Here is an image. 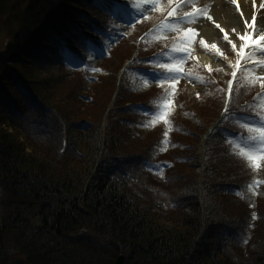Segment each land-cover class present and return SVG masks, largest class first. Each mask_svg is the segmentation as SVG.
Here are the masks:
<instances>
[{
  "label": "trees",
  "instance_id": "1",
  "mask_svg": "<svg viewBox=\"0 0 264 264\" xmlns=\"http://www.w3.org/2000/svg\"><path fill=\"white\" fill-rule=\"evenodd\" d=\"M1 15L0 264H264V199L239 146L264 95L207 140L224 90L168 124L157 85L132 73L117 89L115 74L107 89L110 66L84 58L113 21L94 0H0ZM254 94L242 82L232 106Z\"/></svg>",
  "mask_w": 264,
  "mask_h": 264
},
{
  "label": "rangeland",
  "instance_id": "2",
  "mask_svg": "<svg viewBox=\"0 0 264 264\" xmlns=\"http://www.w3.org/2000/svg\"><path fill=\"white\" fill-rule=\"evenodd\" d=\"M112 2L116 3L117 0H111ZM222 3V6L217 9L218 2ZM109 1L103 2L98 1V4L102 6L103 9L107 8V4ZM112 2H110L111 5ZM113 3V4H114ZM240 0H131L128 2H123V7L128 11V17L124 16L123 7H118L112 13L114 19L116 21L112 22L108 30L107 37L102 42L103 48L108 47L113 48L115 43H124L122 47L125 45V50L122 51V47L119 50L114 52L113 58H106L103 59L104 54L101 48L94 49L90 55H85V59L87 61H99L104 65H109V72L103 74V76L108 77L109 79L107 84V89L113 84L114 82V75L117 73L116 67L119 69L118 66L120 55L122 58L126 59L132 51L133 45L132 41L125 42V35L132 34V30L134 27L138 26L140 23H143L145 20L147 21V25L145 27L148 28L161 18L163 21L166 18H172L170 24L167 25L165 28V32L172 31L174 34H178L180 30H183L187 33L185 37H182L180 44H174L169 51H173L170 55L169 52L165 53V58H161L155 64L159 65H166L171 63L170 66L172 70L173 76H165L162 74L161 77H167L162 79H157L158 74H154L148 78L144 79H136L135 83H139V85H143V83H147L149 85H160L161 83L168 82L169 87V97L167 95L163 97L162 105H160V111L157 113L158 117L169 124V109L172 106L175 98V92L179 89H183V94L179 96L180 102L187 106L190 105V102L196 98L199 101L205 99V97H210L211 93L215 91L210 86H207L206 82L203 79L198 78H191L189 75L187 77H182L180 74L182 72H186L185 65L182 62L184 58H187L194 63L195 68L202 66L205 70L209 71L211 69H217L218 77L220 80L226 79V75L230 74L231 66L238 61V54H239V61L243 58L245 54H250L254 50H262L258 45L264 44V41L256 40V36L264 34V18L260 15V10L264 8L263 4L259 6H243L240 5ZM243 3V2H242ZM112 4V5H113ZM193 5L197 9L203 10L202 14H198V18L194 21H188L185 18L186 12L193 11ZM175 9V11H173ZM216 9L218 10V14L216 17L214 13H216ZM171 13V15H170ZM256 17L257 25L260 27H250L252 24V17ZM210 17V18H209ZM245 21L249 26H245ZM208 24L209 29H212L211 34H203L201 31L189 33L188 30H197L203 27V24ZM219 24V28L216 25ZM9 28V24L7 21L6 15L0 16V38L5 37V33ZM255 32L256 36H253L252 39H248L247 34H251ZM225 35L227 39H225ZM189 36L192 37V40L195 37H199L200 39H205L207 42L204 45V51H200L198 48H192V44H184L186 40H188ZM240 36H245V40L242 41ZM253 40H256V45L253 47ZM231 41L232 43H229ZM183 42V43H182ZM3 40L0 39V49H2ZM235 44L236 48L233 49L232 45ZM242 44H246L247 46L241 48ZM212 45H215L213 47ZM253 47V48H252ZM167 49V48H166ZM219 49V51H217ZM105 50V49H104ZM193 50V54L188 55V53ZM254 53V52H252ZM83 57V53L81 54ZM126 56V57H125ZM252 59L250 60L248 57L247 64L248 66H252L251 69H248L246 73H242L243 75L247 76V80L251 79L253 75L256 78L260 79L259 81L263 84L264 87V52L262 53H254L250 54ZM124 59L121 62V65L124 62ZM181 62V63H179ZM176 63V65H175ZM242 68V67H241ZM188 71V70H187ZM134 83V85H135ZM91 86H96V83H91ZM98 85V84H97ZM166 100V101H165ZM100 103H104L103 100L100 99ZM215 101H211V105L214 104ZM157 107V108H159ZM263 112L262 118H264V108L260 109V112ZM209 117V115H208ZM261 120V116L258 115L257 119L255 120V124H252L251 120L245 119L243 121L244 130H249V128L253 129V133L257 134V138L255 141L247 140L243 144L239 141V146L244 149V155L248 162V170L251 175L254 177V183L251 188V193L254 198H261L264 199V160L260 161V166L255 167L248 159L249 155H260L264 152V144H261L258 137L259 133L255 131V129L261 126L260 123L256 124V121ZM167 147L166 143H164V148ZM159 163L160 162L159 160Z\"/></svg>",
  "mask_w": 264,
  "mask_h": 264
},
{
  "label": "snow or ice",
  "instance_id": "3",
  "mask_svg": "<svg viewBox=\"0 0 264 264\" xmlns=\"http://www.w3.org/2000/svg\"><path fill=\"white\" fill-rule=\"evenodd\" d=\"M192 7H193V11L192 12H186L185 13V18L188 21H194V20H196L198 18V14H202V12H203V10L197 9L195 7V5H193ZM173 11H175V9ZM170 15H171V13H170ZM244 23H245V26H249L247 24V21H245ZM216 27L219 28L220 27L219 24H217ZM250 27H253V28L260 27L259 25H257L256 17L255 16L252 17V24L250 25ZM201 30H202V28L201 29H197V30H191V29H189L188 32L189 33H194V32H198V31H201ZM262 31H264V29H262ZM186 35H187V33H186ZM246 35H247L248 39H252L253 36H256V33L255 32H253L251 34H247L246 33ZM225 39H227V36L226 35H225ZM240 39L242 41H244L245 40V36H240ZM256 40L264 41V34H261L259 36H256ZM256 40H253L252 41L253 42V45H256ZM191 42H192V37L189 36L188 40H186L185 43H191ZM229 43H232V42L229 41ZM212 46L215 47V45H212ZM246 46H247L246 44H242L241 45V48H244ZM232 47H233V49H235L236 48V45L233 44ZM258 47H260L261 49H264V44H260V45H258ZM217 51H219V49H217ZM249 59L251 60L252 57L249 56ZM237 62H239V54H238V61ZM164 67H167L168 70H169V72H172V68L170 66L164 65ZM233 67H235V66H233ZM232 76L233 77L236 76V72L234 70L232 71ZM162 78H167V77L157 76V79H162ZM172 78L174 79L175 77L173 76ZM230 91H231V83L229 82V92ZM225 112H227V106H225ZM249 131L251 132V131H253V129L252 128H249ZM255 131H257L259 133L258 139H259L260 143L261 144H264V118H262V124H261V126L259 128H257V129H255ZM248 159H249V161L255 167H259L260 166V161L261 160H264V152H262L260 155H256V156L249 155L248 156Z\"/></svg>",
  "mask_w": 264,
  "mask_h": 264
},
{
  "label": "bare ground",
  "instance_id": "4",
  "mask_svg": "<svg viewBox=\"0 0 264 264\" xmlns=\"http://www.w3.org/2000/svg\"><path fill=\"white\" fill-rule=\"evenodd\" d=\"M99 1H103V2H106V1H109V0H99ZM218 2V7L217 9H219L221 6H222V3L219 2V1H216ZM240 5L243 4V6L246 5H249V6H259L260 4H263L264 6V0H240ZM243 2V3H242ZM216 9V13H214V16L216 17V15L218 14V10ZM260 15H262V18H264V8L260 10ZM205 30L208 32V34H211L212 33V29H207L205 27Z\"/></svg>",
  "mask_w": 264,
  "mask_h": 264
},
{
  "label": "water",
  "instance_id": "5",
  "mask_svg": "<svg viewBox=\"0 0 264 264\" xmlns=\"http://www.w3.org/2000/svg\"><path fill=\"white\" fill-rule=\"evenodd\" d=\"M84 232V231H83ZM125 258L124 256H120L115 264H124Z\"/></svg>",
  "mask_w": 264,
  "mask_h": 264
}]
</instances>
